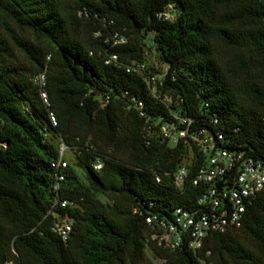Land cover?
<instances>
[{"label":"trees","instance_id":"obj_1","mask_svg":"<svg viewBox=\"0 0 264 264\" xmlns=\"http://www.w3.org/2000/svg\"><path fill=\"white\" fill-rule=\"evenodd\" d=\"M151 48L168 64L159 98L124 67ZM42 71L48 105L31 80ZM173 113L212 137L205 151L189 137L161 141ZM263 116L264 0H0V264H144L146 248L163 264H199L207 249L213 264H264V189L240 227L213 232L197 253L145 240L146 215L194 205L206 151L264 159ZM54 139L84 174L68 163L57 191ZM55 198L72 202L57 210L71 220L65 241L48 213Z\"/></svg>","mask_w":264,"mask_h":264},{"label":"built area","instance_id":"obj_2","mask_svg":"<svg viewBox=\"0 0 264 264\" xmlns=\"http://www.w3.org/2000/svg\"><path fill=\"white\" fill-rule=\"evenodd\" d=\"M124 41L125 38L119 36L115 37L113 42L123 43ZM105 62L119 64L115 54L109 55ZM124 67L127 72L141 76L150 94L159 98L158 93L163 85L165 73L168 71V64L157 60L153 48L145 49L140 60H133ZM31 80L37 87L42 102L48 105L44 71L33 75ZM163 100L168 102L169 98L164 95ZM133 106L140 116H145L142 100H136ZM48 116L51 123L55 125V117L51 111L48 112ZM171 116L169 121L159 125L157 134L161 141L175 146L179 140L186 141L189 137L205 151L206 145L212 142V137H206L203 129L190 131L193 124L191 117L177 113ZM262 120L264 121V116ZM216 136L222 139L221 133H216ZM208 147L213 148L212 145ZM68 150L69 147L60 141L57 147V157L51 162V167L54 169V191L58 190L59 182L64 178V169L68 166L66 159ZM101 166L100 160H96L93 164L96 170H99ZM187 175L188 168L181 164L173 175V182L177 189L183 187V179ZM154 179L159 182L160 176L155 173ZM191 182L192 185L202 188L191 208L173 209L171 219L160 218L155 213L145 216V222L149 228L145 239L147 243H154L173 250L185 242L192 252L197 253L202 249L207 236L213 232L223 233L240 227L246 206L264 189V159L246 156L240 150L217 147L206 151ZM70 205L72 202L68 200L55 198L52 208L48 210V213L55 217L52 230L63 241L67 239L71 230V220L66 214L59 215L57 210L65 209ZM6 264H11V262ZM199 264H213L210 250L204 251V255L199 258Z\"/></svg>","mask_w":264,"mask_h":264},{"label":"rangeland","instance_id":"obj_3","mask_svg":"<svg viewBox=\"0 0 264 264\" xmlns=\"http://www.w3.org/2000/svg\"><path fill=\"white\" fill-rule=\"evenodd\" d=\"M31 39L33 40V38H31ZM18 56L22 57V55L20 53H18ZM42 124H43V126L45 125L44 121H42ZM53 142H54L55 145H57V143H58V141L56 139H54ZM66 159L68 160V163L70 164V166L74 169V171L77 174V176L79 178L83 179L84 174H83L82 170L79 167L76 166L75 158H74L73 153H72L71 150H68L66 152ZM100 199L102 201L105 200L103 197H100ZM144 254H145L144 264H163V261L161 259H159V258L154 257L152 255L151 251L148 248L145 249Z\"/></svg>","mask_w":264,"mask_h":264}]
</instances>
